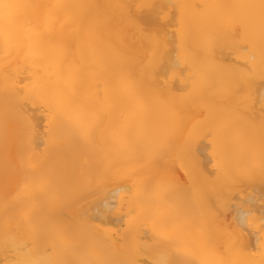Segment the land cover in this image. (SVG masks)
Listing matches in <instances>:
<instances>
[{"label":"bare ground","instance_id":"bare-ground-1","mask_svg":"<svg viewBox=\"0 0 264 264\" xmlns=\"http://www.w3.org/2000/svg\"><path fill=\"white\" fill-rule=\"evenodd\" d=\"M15 2L73 7L39 43L0 42V264H260L261 0ZM25 175L43 190H23Z\"/></svg>","mask_w":264,"mask_h":264},{"label":"snow or ice","instance_id":"snow-or-ice-1","mask_svg":"<svg viewBox=\"0 0 264 264\" xmlns=\"http://www.w3.org/2000/svg\"><path fill=\"white\" fill-rule=\"evenodd\" d=\"M73 7L71 5L50 3V4H30L19 3L15 0H0V42H3L5 47L17 46L20 43V32L23 30L26 33L27 38L30 41L39 43L43 37L52 31H54L59 25L63 28L68 19L61 20V13L63 10ZM150 7V6H147ZM262 19H264V0H261L260 4ZM68 78L66 80L67 87L75 89L80 83V69L78 67H69L67 69ZM12 86L5 84V100L8 99L9 90ZM39 99L43 103H52L54 107H60L61 104L67 105L71 103V97L67 94L62 95L61 98L55 101H49L43 93L40 94ZM11 109L6 103L5 106V122H6V134H7V120L11 114ZM24 184L23 190L29 193H39L43 190L44 183L42 180H37L35 177L25 175L23 177ZM167 194V188L163 184L156 185V195L163 199ZM27 213L25 218H27ZM247 215V214H245ZM183 223L185 226L193 231H199V224L195 223L188 215H183ZM164 238L166 233H160ZM12 250L18 254L23 255L29 251L28 242L21 244H12ZM261 255L264 256V250L261 251ZM7 264H53L48 260H31V259H14ZM155 264H174V262L167 257L162 256ZM186 264H249L248 261L242 259H233L231 261H215L209 262L206 260H194L188 261ZM260 264H264V259Z\"/></svg>","mask_w":264,"mask_h":264}]
</instances>
